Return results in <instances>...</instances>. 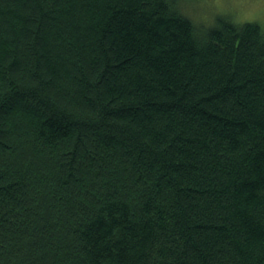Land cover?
Listing matches in <instances>:
<instances>
[{"label": "trees", "instance_id": "16d2710c", "mask_svg": "<svg viewBox=\"0 0 264 264\" xmlns=\"http://www.w3.org/2000/svg\"><path fill=\"white\" fill-rule=\"evenodd\" d=\"M0 264H264V28L0 0Z\"/></svg>", "mask_w": 264, "mask_h": 264}, {"label": "rangeland", "instance_id": "374dc122", "mask_svg": "<svg viewBox=\"0 0 264 264\" xmlns=\"http://www.w3.org/2000/svg\"><path fill=\"white\" fill-rule=\"evenodd\" d=\"M181 15L194 24L211 27L219 18L255 22L264 28V0H176Z\"/></svg>", "mask_w": 264, "mask_h": 264}]
</instances>
